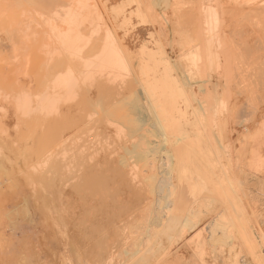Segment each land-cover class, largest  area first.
I'll return each mask as SVG.
<instances>
[{
	"label": "bare ground",
	"instance_id": "obj_1",
	"mask_svg": "<svg viewBox=\"0 0 264 264\" xmlns=\"http://www.w3.org/2000/svg\"><path fill=\"white\" fill-rule=\"evenodd\" d=\"M49 1L50 4L47 3L48 6L42 9L43 13L36 12L40 15V20L25 18L26 20L22 19V22L15 24L14 27L20 25L19 30L22 31L19 32L23 33L21 38L11 31L18 48L20 45L16 36L24 41L21 40L24 49L19 51L16 46L15 53L18 49L19 56L26 52L34 59L30 56L31 60L26 57V62L21 60L19 67L22 64L24 66V72L21 73L23 77L11 87L7 100L12 107L8 108V113H12L11 120L16 124L17 137L20 133L22 136L24 134L20 137L27 136L28 141L39 138L47 141L46 144L43 142L44 147L46 145L45 151L44 147L43 152L37 151L33 167L31 164V170L47 176L43 177L46 181L41 179V183L44 180V185L49 189L48 192L45 189L47 195L50 191L52 199L65 201L67 197L73 196L75 201L81 199L85 203L79 206L81 213L76 214V211H71L73 204L69 201L68 209L61 210L58 217L49 218L53 236L63 241L60 256H67L71 261L70 254L77 252L79 256L76 258L82 260L90 261L96 257L97 260L101 259V264L102 260L112 264L116 259L119 263V257L123 253L121 249L126 250L124 246H127L130 238L133 242V237L129 238L127 230L131 229L130 234H133L131 231L136 224H147L143 220L152 213V205L147 209L150 214L146 215L143 208L149 207L148 202H145L150 199L151 182L156 179L155 174H141L149 161L150 150L144 142L142 132L143 127L149 125L148 121L150 130L155 127V132L171 145L167 149L166 164L169 178H166L167 183L158 190L163 194L161 199L164 204L161 206L165 209L163 217L166 219L167 238L171 240L177 230V235L184 238L195 228L191 225L190 217L202 210V206L205 207L203 204H213L223 212L214 227L219 229L221 226L225 231L223 234L228 238L236 233L244 236V245L248 249L246 254L250 258L242 264H264L261 245H257V242L254 244L251 241L254 238H250L252 234L245 233L249 227L247 218L242 216V220L237 216L241 199L238 194L244 189L240 188L243 177L240 179L238 170L241 169L238 166H242L244 162L238 164L241 160L236 159L238 150L241 149L244 153L248 151L242 148L246 145H242L244 139L246 142L264 138H260V135L254 138L244 136L251 131L249 116L253 109L250 110V103H244L245 95L241 97L249 90L251 82L254 84L258 79L260 82L263 80L260 78H264V46L260 47L264 44L258 46V49L262 48L260 51L256 47V50H248L247 45L243 46L233 40L234 20L238 16L250 19L251 29L247 36H264V0H157L158 4L154 0ZM121 1L126 3L124 8L118 7ZM33 4L30 6L32 11ZM155 4H164V13L170 11L173 18L171 27L161 25L155 18ZM37 9L36 7L35 10ZM13 30L16 31V28ZM29 63L31 69L27 65ZM251 78L254 81L250 82ZM246 82L248 85L245 86ZM259 84L260 87L264 85L256 83L255 86ZM260 87L258 94L264 92ZM140 92L145 101L144 106L139 99ZM249 93L248 97L251 98L257 91H252V95ZM257 108L260 109L259 106ZM142 110L147 113L146 116ZM254 112L256 114L257 111ZM138 115L147 118H140ZM261 131L263 133L264 127ZM237 136L249 138L241 139V148V145H236H239L240 140ZM258 139H255L256 142L254 140L256 144H259ZM39 142L41 148L42 140ZM254 146H248V153L255 149L257 151ZM251 147L255 149L250 151ZM26 149L28 150L27 146ZM256 160L253 161L255 164ZM24 163L27 165L28 162ZM251 164L246 167L249 169ZM30 168L29 171L25 170L26 167L21 170L30 172ZM247 168L241 172H246ZM255 170L257 174L258 168L252 169L253 172ZM260 172L263 173L264 170ZM32 173L25 176H31ZM38 177H35V182L39 181ZM244 183L246 182L243 181V185ZM46 192L45 201H51L46 197ZM84 205H92L91 209L94 211L89 210L87 213L84 210L88 207ZM43 211L46 212L45 209ZM158 214H155L157 218L160 216L159 212ZM42 215L48 217L47 213ZM72 218L74 222L89 219L90 223L77 226L70 221ZM149 220L152 219L146 221ZM153 223L157 224L156 228L160 226ZM107 225L112 230L105 228L107 231L104 229V232L112 231L114 239L104 254L94 252L96 247L92 249L93 242L106 234L101 232ZM150 226L154 231V226ZM134 231L135 236L138 232L136 229ZM215 232L217 230H213L210 243L220 247L226 244L225 240L228 239L225 236L216 237ZM108 235L110 234H106V237ZM101 246L100 250H104V244ZM131 247L133 246L128 247L126 256L127 252L130 254L129 250H133ZM172 251L174 250L170 252ZM204 251L205 246L196 244L194 255L201 257ZM165 252L164 254L168 251ZM137 254L140 257L142 253ZM129 256L134 258L133 254ZM165 256L167 254L163 255ZM122 258L124 261L123 256ZM73 262L77 263L76 260ZM91 262L86 263L92 264ZM98 262L96 264H100ZM232 264H238V261L235 260Z\"/></svg>",
	"mask_w": 264,
	"mask_h": 264
},
{
	"label": "rangeland",
	"instance_id": "obj_2",
	"mask_svg": "<svg viewBox=\"0 0 264 264\" xmlns=\"http://www.w3.org/2000/svg\"><path fill=\"white\" fill-rule=\"evenodd\" d=\"M34 1L35 0H24V3H23V0H22V3H21V0L20 1L19 0H0V27H1L0 28V106L3 104L2 106L4 107V108L0 107V124H1L0 125V264H82V262H83V264L84 263L87 264L86 262L90 263L91 261H92L91 262L92 264H96V261H99L98 263L101 264V261H100L101 259L99 258L97 260L96 257L90 261H86V260H82L80 258H76V256L77 257L79 256L78 254H76L77 252L72 253L73 255L70 254L71 257L70 256L69 257H70L71 261L68 259L67 256H64L63 258L60 256L63 241L60 240L59 238H55L53 236V231L51 230V225L49 223V222H51V220H49V218L53 219L55 217H58L61 210H64L66 208L68 209L69 207L67 206V204L69 203V201L73 204L71 206V211H76L75 212L76 214L81 213L79 206L81 204H85V203H83L81 199H78L75 201L73 196L67 197L65 201H61L60 199L57 200L56 198H55L56 200L54 198L52 199V197L50 195V191H49L50 197H48L49 195H47V192L49 189L44 185V182L46 180H45V178H43L46 175L43 176L42 174L40 175V173H36L33 170H31L33 167V164H34L33 162L36 159L34 157L37 156V151L39 153L43 152V147H44L43 142L45 140H43L41 138H39L38 140L32 139L34 141L33 142L34 143L33 149H32V146H31L32 140L30 139L31 137H29V139H30L29 141L27 140V136H25L26 138H22L24 136V134L22 136V134L19 133L18 137H20V136H22V137H20V138L17 137V132L15 131L16 124L11 120L12 113H8L9 112L8 108H12L9 101H8L9 100L8 94L12 89L11 87L18 84L21 80L20 78L23 77V75H21V73L24 72V66L22 64V66L19 67L21 64V60H24L25 62L27 60H31V59H29L30 56H31V58L34 59V57H32V55H30V56L27 55V53L25 51H23V52H25L24 54H20V56L18 55L19 51H21L20 49H24L23 48L24 43H22L24 41L21 39L22 40V42H21V40L19 39V38H21L23 33H20L22 31L21 29L19 30L20 25H17L16 27H14V26L17 23L22 22L25 18L26 19H29V18L33 19L34 18L33 20H40V15H38V13H36V12H39V13L42 12L43 13L42 9H45L48 6L47 3L50 4L49 0H43V2H42V0H39L40 2L37 0L38 4H36L35 3L36 1L35 2ZM32 2L35 3L36 5L33 4ZM154 2L157 3L158 1L154 0ZM18 3L20 5H18ZM41 3L43 5H41ZM44 3H46V4H44ZM32 4L34 5V9H33L34 14H33V11L31 9L32 7H30V6H32ZM39 4H40V6H39ZM157 4H155L156 9L154 8L155 18L160 22L161 25H165V27H167V28L171 27L173 18H172V15L169 14L170 11L168 10V11H166L167 13H164L165 11H162V9L164 8V4H160L158 6H157ZM125 5H126V3H124V2L122 3V1H121L118 4V7L124 8ZM36 7L38 8L37 9L38 11L35 10ZM39 9H41V11H39ZM4 18L7 20H5ZM15 19H16V21H14ZM234 26H235V31L233 34V40L236 43L241 44L243 46L247 45L248 50L254 49L255 47L257 48V51L262 50V48H260V47L264 46V45H262V44H264V38L262 39V37H261L263 35L254 34L252 37L246 35L247 32L251 29L249 18L238 16L234 20ZM15 28H16V31L13 30ZM11 31H12L13 35L15 32V34L17 33V35L20 36L19 38H18V36H16V41L18 40L17 42L20 45L19 48H18V44L14 42L15 40H13V36H12ZM19 33H20V35H19ZM257 35H259V37ZM10 36H12V37H10ZM14 38H15V36H14ZM12 44H13V46H12ZM259 45H262L259 47L260 49H258ZM14 47L18 48L19 51L17 49L16 50L17 52L15 53ZM254 50H256V49H254ZM262 51H264V48ZM10 53L12 55H14V54L17 55L18 57L15 55L11 56ZM25 57L28 59L26 60ZM22 63H24V62H22ZM27 65L30 68V63ZM9 66H11V67L9 68ZM30 69H29V71H31ZM9 75L11 78H9ZM261 79H263V80H261ZM254 80H255V78H254ZM254 80H252V78H251L250 82L254 81ZM260 80H261L260 82H259V79H258V81L256 80L257 82H255L254 84H253V82H251V84H249V85L246 82L244 85L245 86L248 85L249 90H246L245 91L246 93L241 95V97H244V95H245V97L243 98L246 101V102H244L245 104L250 103L251 107L255 105V107H252V108L249 107L250 110L253 109L250 111V112H252V114L250 113V116H249L250 117V124L252 127L251 131L253 132L255 130L254 131L255 133L253 132L252 134H250L251 131H249L250 133L249 132H247V134L245 133L244 136L247 135V137H248L250 135L249 138L257 137V135L258 136L260 135L261 136L260 138L264 137V131H263V133H261L262 132L261 130H263V127H264V114H261L264 112V110H263L264 109V101L262 103V100H264V92L262 91V90H264L263 89L264 88V85H263L264 84V78H260ZM8 83H10V84H8ZM256 83L257 84L261 83V86L263 85L262 86L263 88L260 87V84L257 85V87L259 86L261 88V91H262V93L260 92L261 94L260 93L258 94L260 89H259V87H258V90L256 89L257 88L255 86ZM244 85H242V86H244ZM250 86H252L251 89H250ZM8 87H10V88H8ZM7 88H8V90H7ZM245 89H247V88L245 87ZM252 89H254L255 91ZM250 90H252L255 93L257 91V93L254 94L256 96L252 101H250V100H251V98L254 97V95L251 94L252 91H250ZM248 92H250L249 94L252 95V96L250 95L251 98L248 97V94H247ZM257 94H258L260 99L257 97ZM246 96L248 97V99ZM139 99L141 100V104H143V106H144L145 101L143 100V96H142L141 92L139 93ZM247 100H248V102H247ZM254 101H255V103H254ZM5 102H7V104ZM257 103H258V105H257ZM260 104H262V105H260ZM256 105L259 106L260 109H258ZM5 106H6V108H5ZM255 108L257 110H255ZM6 110H7V112H6ZM3 111H4V113H3ZM142 111L144 112V110H142ZM254 111H257L259 113L256 112V114H255ZM145 114H147V113L144 112V115ZM144 115H142V116L144 118H147V117H145L146 115L145 116ZM256 115H257V117H256ZM142 116H139V117L142 118ZM139 117H135V118H139ZM251 118H253V120ZM252 121H253V123H251ZM3 124L6 127H9L10 129L4 127ZM147 124L150 125V123L148 121H147ZM149 125H146V127L144 126L143 127L144 130L142 129V132L144 133V140H145L144 142L146 143V145L148 146V149L150 151L148 150L149 156L147 155L149 157L148 158L149 161L146 164V167L144 169H142L143 172H144V170H146L144 172L145 174L143 172H141V174L145 175V176L146 175L148 176L149 173L155 174V178H156L155 182H151V183H153V185H152V187H150V189H151L150 194H149L150 199L145 202V203L148 202L149 207L143 208L146 210L145 211L146 215L150 214L151 212H152L151 214H153V213L154 214H153V217L150 214L148 217L146 216V218H144L145 221L143 220V222H147V224L146 223L142 224V222H141L143 227L141 224H139L140 226L136 224L137 226L135 225L133 231H131L132 233L134 232L133 234H130L131 229L127 230V234L129 231V234H128L129 238L133 237V242H132V240H130L132 238H130L129 242H127V246L128 247H130V245L133 246V247H131V248H133V250L131 249L129 251H130V254L134 255V258L132 256L128 257V255H130L129 252H127L128 255L126 256V251H128V247L124 246V247H126V250L121 249V250H123L122 252L124 254L121 252L122 254H121V257H119V258H120V261L121 260L122 261H121V263L119 261V263L120 264H135V263L136 264H232V262H234L236 260V261H238V264H242L244 262V260L246 261L247 258H250V256L247 255L248 249L245 246L246 244H245V239L243 238L244 236H241L240 235L241 233H239V234L236 233L235 235H233V237L228 238L227 236L224 235L225 231L221 226L219 227V229H221V230L214 227V226H216L214 224H216V222L217 223L219 222V217L223 215L222 214L223 212H221V210L213 204L211 206L209 204L207 205V203L203 204L205 207L203 208V206H202V210L200 209V211L198 213H194L190 217L191 225H192V227H195V228L190 230V232L187 234L188 236L186 235L183 238L180 234L177 235L179 233L178 232L179 230H177V234L175 233L173 238H171V240H169L167 238L168 235L165 234V223H166L165 222L166 219L164 218L165 217V215H164L165 209L161 206L164 204L163 203L164 201L161 199L162 198L161 196H163V194H161V191L159 192L158 190L161 189V186H164V184L167 183L166 182L167 181L166 178L168 177V175H167V168L168 167L166 165L168 163V161H167L168 160L167 149H170L171 145L166 143L163 140V138H161L159 136L160 134L158 135V133L155 132V130H156L155 127L153 128L152 126H150V127H152L150 130V128L148 127ZM4 131L5 132L7 131L8 133L6 132V134H5ZM148 131H150V132H148ZM15 132H16V134H15ZM142 132H140V133H142ZM256 132H258V133H256ZM253 134H256V136ZM242 136H243V134H242ZM247 137H242V138L239 137L238 138V136H237V139L238 140L240 139V140H239V145L237 143H236V145L239 147L241 145V143H240L241 139L242 140L244 138L249 139ZM18 139H19V141H18ZM20 139H21V141H20ZM255 139H258V138H255ZM262 139H263V142H262ZM262 139L257 140V143H259V144L255 143L256 140L254 142V140L250 139L249 141L246 140V142H244V140H245L244 139L242 141V145H244V144H246V145L243 147L241 145L239 148H241V147L243 149L246 148L244 150L249 151L248 148H250V147H248V146L253 147L254 144H256L254 147L255 148L257 147V151L260 153H258L256 151V149L252 148V147H251L250 151L252 149H255V151L252 150L254 152V155H252L253 154L252 151L249 153H248V151H246V153H244V151L243 150L241 151V149H240L237 151V158L236 159L241 160V161H238V164H239V162L245 163V164L243 163V165H242L244 167H242L240 164L238 166V168L241 169L242 171L243 170L245 171V169L247 168L246 166L249 167V163L250 164H251V162L254 163L253 161L255 159H257L255 161L256 164L254 163L255 165L254 164L250 165L249 169H251V170H249L247 168V170H246L247 173L246 172L242 173L241 170H238V171H240L239 172L240 179L243 177L240 180V182H242V183H240V188L242 189V187H243L244 189L240 190V192L242 191L243 193L239 192L240 194H238V197L240 196L241 199L239 198L240 203H238L239 200L237 201L238 207H239V214L237 216L239 217V219H242V216L245 219L247 218L246 221L249 222L248 223L249 227L247 229L248 231L246 230L245 233L248 232L247 234H249V235L252 234V236H250V238L253 237L256 241H253L254 239H252L251 241L253 243L254 242L258 243V244L257 243H254V244L261 245L262 251L264 253V177H263L264 172L263 173L260 172V171H262V169L264 170V144L262 145V143H264V138H262ZM39 140L40 141L42 140V147L41 148H40L41 142H39ZM29 142H30V144H29ZM35 142H36V144H35ZM46 142H44V144H46ZM247 142L252 143V144L254 143V144L250 145ZM37 143L38 144L40 143V144L38 145ZM24 145H25V147H24ZM26 146H27L28 150L26 149ZM238 147H237V149H238ZM37 148H39V150ZM45 149H46V145L44 147V151H45ZM32 150L33 151L36 150V151H34L36 155L34 154L32 156V154H33ZM239 151L241 154L238 153ZM242 152H243V155H242ZM27 155H30V157L31 158L33 157V159H31ZM26 156H27L28 161L26 159ZM254 156H255V159L253 158ZM258 156H259V158H258ZM28 157L30 158V161L32 163H30ZM239 158H241V159H239ZM251 158H253L254 160ZM24 159H26V160H24ZM248 159L251 161H249ZM245 160H247V162ZM257 161H259V163ZM22 162H23V167H22ZM24 162L30 163L29 164L30 167L32 164V167L30 168L29 166H27L28 163H27V165H25ZM246 163H248V164H246ZM257 163H258V165H260V164L261 165L258 166ZM154 164H155V166H153ZM148 166H149V168H147ZM150 166H152V168ZM254 166L256 168H258L257 174H259V175L256 174L257 170H255L254 172L252 171V169L253 170L255 169ZM25 167L27 169H25ZM260 167H261V170H260ZM29 168H30V172H28ZM21 169L28 170L27 171L28 173L24 170H21ZM248 170L251 172L249 173ZM31 173H32L31 176H25V175H29ZM241 173H242V176H241ZM246 174H247V176L249 175V177H247V176L245 177ZM34 176L35 177L39 176L38 177L39 179L37 178L39 181L35 182ZM145 176H143V177H145ZM28 177H30V178L28 179ZM163 177H165V178H163ZM42 178L45 180V181L42 180L43 184L41 183ZM249 178H250V180H249ZM243 179H245V180H243ZM243 181L246 183L248 182L247 184L249 186H247L246 183H244V185H243ZM159 182L161 185L159 184ZM37 184L41 185V186H38ZM252 184H254V185H252ZM152 188L154 189V191L152 190ZM45 189L47 190V192ZM45 192H46V197L48 199L49 198L52 199L51 201H48V200L45 201V199H44L45 198V194H44ZM153 199H154V201H153ZM63 202H65V203H63ZM161 202H162V204H161ZM69 205H70V203H69ZM239 205L242 207V209ZM247 205H248V207H247ZM84 206H87L89 208L88 209L85 207L84 211H87V213H89L88 212L89 210L94 211L93 209H91L92 205L91 206L84 205ZM150 206L152 207V209H150ZM209 208H210V210H209ZM43 209H45L46 212H44ZM147 209H150L151 212L150 213L147 212ZM212 209L214 211L211 212ZM242 210L245 212H243ZM158 212L160 213V216H158V218L159 217L161 218L164 216L163 219L159 218L160 221H158V218H157V215H159ZM44 213H47V216H48L47 218H45V216L42 215ZM155 214H157V215H155ZM154 217H156V218H154ZM149 218L152 220L146 221ZM155 219H156V221H155ZM70 221L74 222V219L72 218V219H70ZM88 222L90 223L89 219H85V220L81 219L77 222H74V224H76L78 226V225L88 223ZM148 222H150V223H148ZM153 222H155V224L158 223L160 225V226L159 225L158 226L159 227L162 226V227L156 228L157 224L154 225ZM159 222H161V223H159ZM162 222L164 223V225L162 224ZM149 224L154 226L155 232L153 231L152 226H150ZM107 226H105L102 229L103 232H101V233H103V234L106 233L108 228H109V230H112L110 225H107ZM147 226L151 228V231H150V228H148ZM209 227L210 228L212 227V228L210 229ZM105 228H107V229H105ZM104 229L106 230L105 232H104ZM135 229L138 232V234L135 235L136 239L134 238L135 237L134 234L136 233V231H134ZM145 229L147 231H144ZM209 229H210V231H207ZM213 230H217V232H215L216 237L218 236L220 238L222 236V238L226 237L228 239V240L224 239L225 241H227V242H225L226 244H223L220 247V246H214L210 243V241H211L210 237L212 236ZM111 232L112 231H109L108 233H106V234H110V235H108L109 238L106 237V234L103 235L104 237L103 236L100 237V234H99V237H100L99 240H98V238H96L97 239V240L95 239L96 244L93 242V245H92V249L94 247H96V249H97L96 250L94 248L96 250V251L94 250V252L100 251V252H102V254H104V251H106V249L109 247L108 245H110L114 239V236H113L114 233L111 234ZM175 236H177V238ZM159 237H160V239H159ZM139 238H141V239L138 241ZM171 241H173L174 243ZM128 243L129 244L131 243V244L128 245ZM138 243H140V244H138ZM103 244H104L105 248H103L104 250H100L103 247V246H101ZM196 244H198L200 246H205V251L201 257L194 255V253H195L194 250L196 249ZM242 244H243V246H242ZM143 245H144V247H143ZM227 245H229V246H227ZM152 246H154V247H152ZM134 248H135V250L136 249L137 250L135 251ZM141 249L145 250V251L142 252ZM163 249H164V251H163ZM165 250H166V252L167 251L168 252L166 253ZM171 250H174V251L170 252ZM131 251L132 252L134 251V253H131ZM138 252L139 253L141 252L144 255V257L142 254H140V257H138L137 256ZM164 252L167 254V256H165V257H163V255H166V254H164ZM168 253H169V256H168ZM175 254H177V255H175ZM183 254H184V256H182ZM161 255H162V257H161ZM73 256L75 257V259ZM122 256L124 257V261H123ZM130 257H132L131 258L132 260L130 259ZM135 257H138L142 261L139 260L138 258L136 259ZM166 257H168V258H166ZM174 257H175V259H174ZM125 258L128 260H126ZM162 258H164V259H162ZM94 259H95V261H94ZM74 260H76L77 263L73 262ZM79 260H81L82 262L81 261L79 262ZM135 261H138V262H135ZM194 261H195V263H194ZM239 261H242V262H239ZM107 262H108L107 260H105V261L102 260V264L103 263L106 264ZM112 262L115 264L116 263L119 264L117 259L112 261ZM112 262H110V263H112ZM143 262H146V263H143ZM107 264H109V263H107Z\"/></svg>",
	"mask_w": 264,
	"mask_h": 264
}]
</instances>
